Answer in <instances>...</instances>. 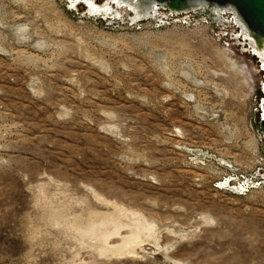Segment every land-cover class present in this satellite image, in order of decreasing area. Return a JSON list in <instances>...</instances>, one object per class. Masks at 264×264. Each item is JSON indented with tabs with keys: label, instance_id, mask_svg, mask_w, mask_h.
<instances>
[{
	"label": "rangeland",
	"instance_id": "obj_1",
	"mask_svg": "<svg viewBox=\"0 0 264 264\" xmlns=\"http://www.w3.org/2000/svg\"><path fill=\"white\" fill-rule=\"evenodd\" d=\"M66 5L0 0V264H264L262 73L236 26Z\"/></svg>",
	"mask_w": 264,
	"mask_h": 264
},
{
	"label": "water",
	"instance_id": "obj_2",
	"mask_svg": "<svg viewBox=\"0 0 264 264\" xmlns=\"http://www.w3.org/2000/svg\"><path fill=\"white\" fill-rule=\"evenodd\" d=\"M63 1L66 2L67 8L73 11H77V7H82L84 9V11L81 13L83 17L90 18L94 21H102L107 27H132L148 21H155L157 25H163L168 24L170 19L185 14H194L195 16L204 17L208 19V22L217 24L215 23L216 20L210 13L206 12V10L187 7V5H189V3L193 1L203 2L206 3L209 9H218L219 11L227 10L221 15L223 21L225 22L229 18L231 20L233 19L232 12L235 11L250 32L248 39L244 40L242 38L244 42L246 41V50H248L249 48L250 39L254 44H256V47L261 49V47L263 46L264 49V0H149L151 2V6L147 16L138 20H135L134 12L130 8V4L125 0H102L101 2H98V4H95L98 7H108L111 10L110 13H107L105 15H95V13H89L88 6L84 0ZM93 2H95V0ZM71 3H76L77 5L75 7H71ZM226 15L228 17H226ZM237 28L239 30V27ZM236 35H241V32ZM255 58L260 63V60L256 56ZM259 68L261 72L264 73L261 64ZM263 86L264 84H262V87ZM261 91L262 95L264 96L263 90ZM263 100L264 98L260 100V103H262ZM263 115L264 111L262 109V105L260 104L258 129L260 130L264 146ZM256 175L264 179V171L258 170L256 172Z\"/></svg>",
	"mask_w": 264,
	"mask_h": 264
},
{
	"label": "bare ground",
	"instance_id": "obj_3",
	"mask_svg": "<svg viewBox=\"0 0 264 264\" xmlns=\"http://www.w3.org/2000/svg\"><path fill=\"white\" fill-rule=\"evenodd\" d=\"M84 1L86 2L87 6H88L89 13H95V15H100V14L105 15V14L111 12V10L108 7H103V6L102 7H98V6H96L95 4H98L97 0H95V2H93L94 0H84ZM125 1L130 4V8L132 9V11L134 12V15H135V20H138V19H141V18L147 16L148 11H149L150 6H151V2L149 0H125ZM76 5H77L76 3H71V7H75ZM187 7L204 9V10H206V12L210 13L215 20L219 19L223 23H226L228 25H233L234 24L236 26V29H237L234 32V35H235L236 39H238L240 37L239 38V42H240V40L242 38L244 40L249 38V34H250L249 30L247 29L246 25L242 22L241 18L238 16V14L235 11L234 12L231 11L233 13V19L232 20L228 19L225 22V21H223L221 15H222L223 12H225L227 10L219 11L218 9H209V7L206 5V3L198 2V1L190 2L189 5H187ZM216 14H217V16H216ZM207 20L208 19H206V21ZM208 23L212 24L211 22H208ZM237 27H239V30H238ZM239 32H241V35H236ZM243 39H242V41H243ZM245 43H246V41L242 45L244 49L247 48ZM247 51L249 52L250 55L254 56V58L256 56L260 60V63L258 62L259 66L261 64L262 65V69L264 70V49H263V46L261 47V49H259L258 47H256V44H254L251 41V39H250L249 40V48H248ZM260 72H261V70H260ZM263 75H264V73H262V82H261V85H260L261 94H262L261 90H263V93H264V86L262 87V84H264ZM263 98H264V96L262 95L261 99H263ZM259 104L262 105V109L264 111V100H263L262 103L259 102ZM263 119H264V115H263ZM230 169H232V167ZM228 180H230L231 183L234 181L233 179H224L223 182L220 183V187L222 189H224L225 191H227V189L230 190V188H232V190H235L234 187H228V186L225 185L226 184L225 182L228 181ZM252 187H254V186H252ZM241 189L238 190V191L236 190L237 193L243 192V190H241ZM136 241L137 240H134V239L130 240V241L126 242L125 245H129L131 243H135Z\"/></svg>",
	"mask_w": 264,
	"mask_h": 264
},
{
	"label": "built area",
	"instance_id": "obj_4",
	"mask_svg": "<svg viewBox=\"0 0 264 264\" xmlns=\"http://www.w3.org/2000/svg\"><path fill=\"white\" fill-rule=\"evenodd\" d=\"M259 111H260V107H259ZM259 117H260V116H259ZM259 131H260V130H259ZM259 140H260V143L263 144V142H262V136L259 138ZM263 147H264V146H263ZM262 162H263V163H262L261 167L258 169V170H260V171H264V160H263ZM258 170H257V171H258ZM257 179H258V181L255 182V187H258V186H262V185H264V179H262V178L259 177V176H257ZM246 187H248L247 184L243 186L244 189H245Z\"/></svg>",
	"mask_w": 264,
	"mask_h": 264
},
{
	"label": "flooded vegetation",
	"instance_id": "obj_5",
	"mask_svg": "<svg viewBox=\"0 0 264 264\" xmlns=\"http://www.w3.org/2000/svg\"><path fill=\"white\" fill-rule=\"evenodd\" d=\"M98 1H100V0H97V2ZM78 8V7H77ZM218 14V13H217ZM217 14H216V16H217ZM226 17H228L227 15H226ZM206 19V18H205ZM220 22H222L221 20H219V19H216V23L217 24H215V25H219L220 24ZM222 25V24H221ZM234 37H235V35H233Z\"/></svg>",
	"mask_w": 264,
	"mask_h": 264
}]
</instances>
